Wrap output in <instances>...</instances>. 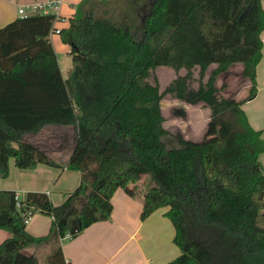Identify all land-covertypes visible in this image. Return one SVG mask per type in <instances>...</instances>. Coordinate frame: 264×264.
<instances>
[{
    "label": "trees",
    "instance_id": "16d2710c",
    "mask_svg": "<svg viewBox=\"0 0 264 264\" xmlns=\"http://www.w3.org/2000/svg\"><path fill=\"white\" fill-rule=\"evenodd\" d=\"M146 3L143 13L125 20L78 8L58 31L71 58L64 79L49 37L53 13L38 10L0 26V177L8 175L9 158L19 168L64 165L80 175L59 204L46 192L19 198L0 189V228L10 233L0 242V264H39L26 247L44 244L52 232L73 237L109 219L118 187L130 197L142 194L141 219L165 208L179 249L170 264H264V138L240 107L256 91L260 0ZM235 63L249 80L248 93L239 98L225 96V84L216 83ZM156 66L185 73L160 90L149 79ZM194 68L199 76L192 88ZM166 92L209 109L200 139L177 133L178 145L164 142ZM49 124L74 128L64 164L23 139ZM148 173L153 183L141 192L138 181ZM35 211L51 216L47 234L27 231ZM47 258V264H66L59 241Z\"/></svg>",
    "mask_w": 264,
    "mask_h": 264
},
{
    "label": "crops",
    "instance_id": "0c3cea01",
    "mask_svg": "<svg viewBox=\"0 0 264 264\" xmlns=\"http://www.w3.org/2000/svg\"><path fill=\"white\" fill-rule=\"evenodd\" d=\"M46 1L49 0H0V26L22 15L18 13L19 8H23V15L34 13L36 5H42ZM143 2L146 3V0H61L59 18L54 21L53 27L66 26L68 18L80 7L82 10L92 7L101 14H109L123 20L129 19L142 9ZM260 4L264 10V0H260ZM49 37L56 53L60 77L64 79L66 74L61 72L60 62L65 61L66 56L62 58L59 54L68 53V44L61 41L58 32H50ZM260 39L261 56L255 69L256 91L251 98L244 100L240 107L250 126L260 130L264 138V28L260 32ZM62 50L64 53L61 52ZM234 65L220 73L216 83L221 75L232 73L234 67L235 73H240L242 64ZM65 68L68 70L67 64ZM243 81L240 93H233L230 96L239 98L248 93L244 94L242 91L249 86V80ZM184 103L187 102L183 101V106ZM184 107L186 109V106ZM70 130L73 132L72 135L69 133ZM74 141L73 126L56 125V128H52L42 140L37 138L29 142L43 149L59 164H64L73 149ZM259 160L264 168V152L259 154ZM79 180V172L64 165L37 163L33 168H19L15 166L13 158H9L8 175L0 177V189L13 190L19 198L23 197L26 191L46 192L53 204H59L65 199L66 194L78 185ZM79 201V198L74 199L76 204ZM111 203L112 211L109 219L93 222L77 235L64 240H60L58 235L52 232L48 240L39 246L53 249L59 241L66 264H170L179 254L178 247L172 241L174 227L164 215V207L155 209L141 219L142 194L130 197L120 187L114 190ZM50 224L51 216L35 211L29 216L26 229L33 235H44L48 233ZM9 235L7 230L0 228V242ZM29 247H26L24 252L34 254L38 259L36 248ZM38 263L40 264L39 259Z\"/></svg>",
    "mask_w": 264,
    "mask_h": 264
},
{
    "label": "rangeland",
    "instance_id": "374dc122",
    "mask_svg": "<svg viewBox=\"0 0 264 264\" xmlns=\"http://www.w3.org/2000/svg\"><path fill=\"white\" fill-rule=\"evenodd\" d=\"M148 3V1H147ZM147 3L143 2L142 9L139 11H142V13L146 10ZM117 15V14H115ZM104 16H108L111 19H116L110 16L109 14H105ZM137 20V19H136ZM134 20L133 24L139 26V22ZM69 48V45H68ZM64 53V50L61 51ZM60 57H65V61L62 60L60 62V70L65 75L67 72V69L65 68L66 64L69 67L71 58L70 55L67 53L59 54ZM241 65V63H235L234 66ZM213 67L211 65L208 70L206 71V76L208 75L210 69ZM236 68L234 67L233 72H229L226 75H221L220 78L217 80L218 84H225V86L222 89V93L227 96L235 93H240V90L243 85V80H246L247 78L240 75L239 72L235 73ZM185 69H179L177 72L167 66H156L153 70L150 71L149 79L151 82H156L159 85L160 90H163L164 87L178 74H184ZM198 68H194L192 71V77L189 80L188 86L189 87H197L198 86ZM204 77V79L206 78ZM5 83V82H2ZM244 94L248 92V87L245 88L242 91ZM186 106V109L185 107ZM183 101L176 98L172 93L166 92L163 93L161 98V111L164 116V126L168 130V133L162 138L164 142L169 146L173 147L178 145L176 134L180 133L183 137L198 140L200 139L205 131L206 123L208 121L209 111L206 107H202L200 103L195 104H187ZM52 128H56V125L49 124L43 127L38 133L32 134V133H26L23 136L24 140L31 141L35 139L42 140L43 137L47 136L48 132L52 130ZM70 135L73 134V132L70 130ZM60 166V165H59ZM153 183L150 174H143L141 178L138 181L139 190L142 192L144 191L149 185ZM29 248H36V252L38 255V259L40 261V264H47V257L48 255L54 250L48 248V246H30ZM38 248V249H37Z\"/></svg>",
    "mask_w": 264,
    "mask_h": 264
},
{
    "label": "built area",
    "instance_id": "2783aa9c",
    "mask_svg": "<svg viewBox=\"0 0 264 264\" xmlns=\"http://www.w3.org/2000/svg\"><path fill=\"white\" fill-rule=\"evenodd\" d=\"M60 2L61 0H49V1H46L44 4L42 5H36V11H41L43 13H53L55 18H54V21L57 20L59 18V9H60ZM23 8H19L18 9V13L22 14L23 15ZM59 31V28H53L51 30V32H58ZM17 193H15V197H17ZM28 220V219H27ZM70 235L67 233L63 236L60 237V240H64L66 238H69Z\"/></svg>",
    "mask_w": 264,
    "mask_h": 264
}]
</instances>
